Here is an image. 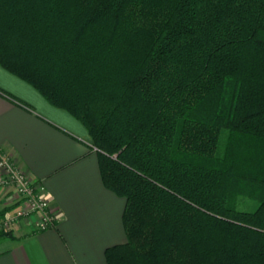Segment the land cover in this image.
<instances>
[{
	"label": "trees",
	"instance_id": "16d2710c",
	"mask_svg": "<svg viewBox=\"0 0 264 264\" xmlns=\"http://www.w3.org/2000/svg\"><path fill=\"white\" fill-rule=\"evenodd\" d=\"M0 66L125 200L106 264H264V0H0Z\"/></svg>",
	"mask_w": 264,
	"mask_h": 264
},
{
	"label": "crops",
	"instance_id": "0c3cea01",
	"mask_svg": "<svg viewBox=\"0 0 264 264\" xmlns=\"http://www.w3.org/2000/svg\"><path fill=\"white\" fill-rule=\"evenodd\" d=\"M0 153L43 184L57 216L44 231L38 216L16 221L0 238V264H106L104 251L126 241L125 200L104 187L86 129L1 66ZM14 207L0 188V212Z\"/></svg>",
	"mask_w": 264,
	"mask_h": 264
},
{
	"label": "built area",
	"instance_id": "2783aa9c",
	"mask_svg": "<svg viewBox=\"0 0 264 264\" xmlns=\"http://www.w3.org/2000/svg\"><path fill=\"white\" fill-rule=\"evenodd\" d=\"M0 188L11 194L15 204L13 210L0 221V230L5 231L12 223L34 216H38L36 227L40 231L54 225L57 216L50 207L43 184L31 180L9 155L3 153H0Z\"/></svg>",
	"mask_w": 264,
	"mask_h": 264
},
{
	"label": "rangeland",
	"instance_id": "374dc122",
	"mask_svg": "<svg viewBox=\"0 0 264 264\" xmlns=\"http://www.w3.org/2000/svg\"><path fill=\"white\" fill-rule=\"evenodd\" d=\"M254 194H250V195H239V197L236 198V207L239 209H243V210H253L255 209V207L257 206L258 203V198L253 196ZM4 216L1 217L0 221L2 220ZM28 220V219H26ZM16 222L11 224V227L15 224ZM11 227L10 228H5V231H11ZM1 229H4L3 227H1Z\"/></svg>",
	"mask_w": 264,
	"mask_h": 264
}]
</instances>
